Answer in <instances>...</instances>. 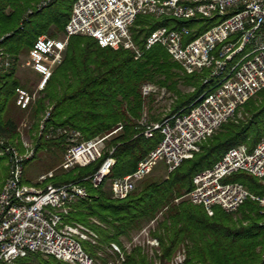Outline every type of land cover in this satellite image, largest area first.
<instances>
[{"label": "trees", "instance_id": "trees-1", "mask_svg": "<svg viewBox=\"0 0 264 264\" xmlns=\"http://www.w3.org/2000/svg\"><path fill=\"white\" fill-rule=\"evenodd\" d=\"M41 1L0 0V49L13 59L10 69L0 68V133L23 151L19 126L28 115L33 123L31 131H35V153L26 165L44 151L58 150L64 157L67 137H50L51 128L77 130L84 139H91L121 127L108 140V149L115 148L116 163L107 178L111 180L133 172L139 160L163 137L160 132L152 138L144 135L140 120L146 107L153 108L155 95L144 96L143 85L154 83L175 97L165 117L187 111L213 85V82L203 83L209 69L187 73L163 45L146 48V37L157 27L168 25L190 27L194 31L189 39H193L228 14L195 19L139 15L131 28L133 40L141 50L138 58L131 49L101 47L94 37L73 35L62 62L54 67L40 96L27 108H21L16 103V89L23 86L17 75L21 55L31 51L40 35L55 36L63 32L76 0H51L39 8ZM185 87L191 90L186 91ZM49 107H52L50 116L39 135L36 131ZM243 111L247 114L244 119L228 120L212 137L202 141L200 151L192 158L166 172L163 178L154 179L147 174L124 199L113 197L107 179L97 188L89 179L108 151L93 163L76 165L69 170L53 163L51 167L56 172L50 182L58 185L81 181L88 188L89 196L76 201L67 217L69 222L83 223L97 232L99 244L88 243L85 250L97 256L99 249L112 242L124 247L123 238L132 240L134 233L138 234L154 221L150 235L159 241L155 256L160 264L170 261L181 246L186 250L183 264H264V207L259 202L247 199L233 213L215 206L214 214L209 215L204 205L194 204L185 196L194 187L195 174L213 166L231 147L246 144L253 150L263 139L264 90L250 98L243 105ZM165 117L148 114L150 122ZM7 159L6 155H0V186L9 174ZM227 179L241 181L250 191L264 195L263 181L247 172L238 171ZM146 248L134 245L126 251L122 264H155ZM11 264L70 263L52 255L32 253Z\"/></svg>", "mask_w": 264, "mask_h": 264}, {"label": "built area", "instance_id": "built-area-1", "mask_svg": "<svg viewBox=\"0 0 264 264\" xmlns=\"http://www.w3.org/2000/svg\"><path fill=\"white\" fill-rule=\"evenodd\" d=\"M50 1L43 0L38 7ZM227 14L224 20L193 39H189L194 31L190 27L168 25L157 27L146 37V48L163 45L187 73L209 69L203 83L213 82V85L187 111L156 122H150L148 113L144 112L140 120L144 135L152 138L160 132L162 140L139 160L133 172L111 178L114 198L127 197L156 163L164 162L167 172H171L193 157L202 141L212 137L250 98L264 90V0H76L63 35L60 38L40 35L35 41L31 50L35 57L32 68L41 75L38 87L44 90L73 35L94 37L101 47L131 49L138 58L141 50L133 40L131 28L139 15L195 19ZM12 65V57L0 49V68L8 70ZM16 91V103L21 108L35 101V94L27 89L18 87ZM156 91L152 83L142 87L144 96ZM51 109L40 120L39 135L45 129ZM114 132L84 139L77 130L57 127L51 128L48 135L67 137V149L59 165L65 170L93 163L108 151L89 177L97 188L116 163L115 148L108 149L106 145ZM22 141L24 150L20 151L0 133V155L7 156L9 167L0 187V264H11L32 253L52 255L70 264H122L126 251L140 244L137 235L146 232L149 236L147 251L159 244L157 238L150 236L152 221L124 247L112 242L99 249L97 256L87 252L80 241L98 245L97 232L83 223L67 220L73 204L89 196L87 186L81 181L53 184L49 179L55 176V168L40 174L36 181L25 179V162L33 157L35 149ZM238 171L258 177L264 183V137L253 150L246 144L231 147L213 166L195 174L194 187L185 196L194 204L204 205L209 215L214 214L215 206L236 212L247 199L264 207V195L250 191L241 181L227 180ZM178 252L166 264H183L184 250ZM103 258L106 260L102 261Z\"/></svg>", "mask_w": 264, "mask_h": 264}, {"label": "rangeland", "instance_id": "rangeland-1", "mask_svg": "<svg viewBox=\"0 0 264 264\" xmlns=\"http://www.w3.org/2000/svg\"><path fill=\"white\" fill-rule=\"evenodd\" d=\"M63 33H64V31L58 33L55 36H51L48 34H42V35H47V36L52 37V38H60L63 35ZM34 58L35 57H32V51L25 53V54H22L20 57V60L18 61L17 75L21 78V81L23 84L22 87L27 89L31 93L35 94V100H36L40 96V93L43 90H39V87H38V83L41 79V75L39 73L35 72L32 68V63L34 61ZM152 84H154V83H152ZM154 85L157 87V91L153 93L155 95L153 108L148 109V107H146V112L149 115H151L153 113L158 114V115H160V117L163 118L170 112V109H171V106L173 104L175 97H173L171 95V93L167 92L165 89L160 88L156 84H154ZM184 89L186 91L191 90L190 87H185ZM246 116H247V114L244 113L243 106H242L241 108H239L237 113L231 119L241 120V119H244ZM32 124L33 123L29 119L28 115H25L24 119L20 123L19 130L22 133L21 134L22 139L24 141H27L30 144L34 145L33 135H34L35 131L34 132L31 131ZM38 130L36 131V133H38ZM110 137H111V135H110ZM110 137L107 139L106 145L108 144V140L110 139ZM198 151H200V149ZM198 151H196V152H198ZM62 157H63L62 153L58 150L42 152L38 157L30 160L25 165V179H27L29 181H36V179L38 178V176L40 174L45 173L51 169H54V167L53 168L51 167L53 163H55L57 166L60 165L62 163L61 161H63ZM57 166H55V167H57ZM166 172L167 171H166V166H165L164 162H158L152 167V169L149 171L148 175H150V178L157 179V178H163L166 175ZM2 174H4V171ZM227 180H231V179H227ZM107 181H108L107 186L110 188L109 178H107ZM136 233H134V235ZM148 237L149 236L146 235V232H143V234H141V236H139V235L136 236V240H137V242L140 241V244L142 246L148 247V249H149L150 247L147 244V238ZM129 240L130 239H128V238H123L124 244H127L129 242ZM80 242L84 248H86V244L90 243L88 241H83V240H81ZM157 247H158V245L154 249L148 250L149 251L148 253L154 259L156 258L155 254L157 253V250H158ZM183 250H184V254L186 256V250L183 246H181L178 249V251H180V252ZM178 251L174 254V256L179 253ZM185 260H186V257H185ZM185 260H184V262H185Z\"/></svg>", "mask_w": 264, "mask_h": 264}]
</instances>
